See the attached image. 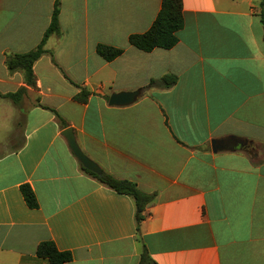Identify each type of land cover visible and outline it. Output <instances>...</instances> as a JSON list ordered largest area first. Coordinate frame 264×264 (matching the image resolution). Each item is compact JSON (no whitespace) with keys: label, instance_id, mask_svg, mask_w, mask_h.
I'll list each match as a JSON object with an SVG mask.
<instances>
[{"label":"crops","instance_id":"obj_1","mask_svg":"<svg viewBox=\"0 0 264 264\" xmlns=\"http://www.w3.org/2000/svg\"><path fill=\"white\" fill-rule=\"evenodd\" d=\"M53 2L0 0L1 93L23 84L4 52L37 45ZM160 3L60 0L36 88L18 104L0 96V264H49L35 253L44 240L71 252L65 264H137L143 246L156 264H264V0H182L175 45H130ZM97 43L123 52L106 61ZM63 73L91 92L86 102ZM164 74L175 83L149 85ZM136 89L133 103L108 104ZM68 126L102 171L154 194L138 230L133 198L81 169Z\"/></svg>","mask_w":264,"mask_h":264},{"label":"trees","instance_id":"obj_2","mask_svg":"<svg viewBox=\"0 0 264 264\" xmlns=\"http://www.w3.org/2000/svg\"><path fill=\"white\" fill-rule=\"evenodd\" d=\"M60 9V0H54L50 22L44 30L40 41L37 45L25 52H4V64L8 73L21 71L23 84L20 85L13 92L1 93V97L9 98L13 103L18 104L21 98L27 94L29 88H36L35 74L33 72V65L45 52V43L48 37L52 34L59 35L61 32L58 16ZM260 20L264 25V16L260 15ZM183 11L182 0H161L160 8L147 30L140 33H131L128 36V43L144 52H149L156 47L168 49L177 42L176 32L183 26ZM96 53L106 61H111L119 56L123 49L105 43H97L95 45ZM55 63L54 59L51 58ZM64 74V73H63ZM65 78L73 83L78 92L73 96V99L78 102H86L88 96L91 94L84 86L73 82L64 74ZM176 81L174 74H164L158 79H152L149 82L150 86L170 87ZM36 103L44 108H48L59 117L55 109L49 108L46 105ZM63 126L67 124L60 119ZM81 169L93 176L100 183L105 184L117 193L131 196L134 200V217L136 229L139 228L140 221L144 218V210L146 205L153 200V193H146L141 191L134 182L127 179H118L112 175L102 171L101 174H96L87 170L80 164ZM22 196L29 207H37V200L31 187L24 183L20 185ZM35 253L38 257L48 260L49 264H65L72 259V254L67 250H59L53 241L44 240L37 244ZM137 264H156L148 255L146 248L143 246Z\"/></svg>","mask_w":264,"mask_h":264},{"label":"water","instance_id":"obj_3","mask_svg":"<svg viewBox=\"0 0 264 264\" xmlns=\"http://www.w3.org/2000/svg\"><path fill=\"white\" fill-rule=\"evenodd\" d=\"M140 89H136L133 91H120V92H112L108 97V104L114 106H123L133 103L139 96ZM61 134L65 137L69 148L73 152L74 156L80 162V164L89 171H92L96 174H101V167L89 158L79 147L76 142L73 130L71 127H66L61 131ZM219 143L217 140L211 141V148L213 151L219 149Z\"/></svg>","mask_w":264,"mask_h":264}]
</instances>
